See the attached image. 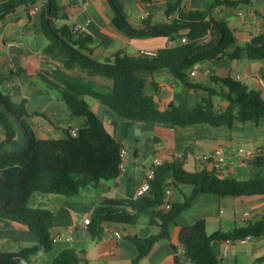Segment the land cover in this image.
I'll return each instance as SVG.
<instances>
[{
    "label": "crops",
    "instance_id": "obj_1",
    "mask_svg": "<svg viewBox=\"0 0 264 264\" xmlns=\"http://www.w3.org/2000/svg\"><path fill=\"white\" fill-rule=\"evenodd\" d=\"M4 1L7 0H0V3ZM121 1L129 22L136 29L144 30V18L147 17L152 18L153 25L166 24L168 3L178 0ZM211 1L183 0L182 5L186 9H203ZM47 2L35 0L21 4L4 18L0 17L1 68L4 72H18L14 75L17 77L15 80L2 83L0 89L3 86L2 91L8 94L11 93L7 92L10 87L18 89L21 99H27L29 110L38 112L32 121L39 137H59L62 135L59 134L61 129L80 127L86 123L87 118L78 116L76 119L61 90L50 87L38 74L40 69L51 70L67 60V56L60 51L45 52L48 38L43 31L42 15ZM58 5L61 8L58 13H49L52 23L59 27L68 24L73 28L82 24L80 31L89 32L94 37L90 53L99 60H106L120 50L137 55L143 50L159 51L169 46L168 37H131L121 31L113 22L116 12L109 0H58ZM209 17L227 21L234 31L236 43L230 45L220 57L197 63L189 71L188 81L221 89L222 84L215 82L214 76L245 79L250 89L259 91L263 96L264 59L249 58L243 47L253 36L264 33V0H250L237 6L220 5L213 9ZM9 41H16V44L10 46ZM237 47L243 48L240 56L229 58V53ZM72 71L84 75L87 73L79 65H75ZM138 73L147 79L145 92L155 96L161 109L169 108L172 102L180 103L181 99L187 105L194 106L208 95L204 88H195L177 80L168 67L153 70L143 68ZM89 77L98 83L112 84L105 77ZM152 81L157 82L158 87ZM57 91L61 95L53 93ZM38 93L44 98L50 96L52 105L32 108L30 100ZM86 99L90 108L104 121L105 127L107 123L112 125L109 133L127 146L126 170L116 178L83 188L74 196L33 192L29 197V205L49 208L55 214L52 228L54 245L48 251L31 254L28 264H52L59 253L67 248H74L79 253L80 260L73 264H131L138 254V247L132 237L148 236L160 230L159 226L149 223L148 215H142L133 224L112 222L113 229H119L120 235L105 230V223L103 234L97 236L92 230L93 222L86 224L84 219L89 215L92 217L94 209L106 197H137L146 171L154 164L156 157L171 160L182 153L185 166L191 171L215 167L221 177L264 178V166H256L251 162V157L238 154L240 148L257 151L264 147V118L259 122L237 121L233 126L208 122L172 125L156 120L123 119L95 97L87 95ZM215 100L220 108L230 103L220 95L215 96ZM60 109L62 114L58 113ZM60 115H66L68 122L64 123ZM15 125L17 136L3 147L2 152L21 150L27 145L24 129L16 120ZM4 139L5 128L0 121V142ZM219 148L223 149L220 155L215 153ZM218 162L221 163L220 167L217 166ZM168 186L171 187V193L166 199L172 202L183 201L185 194L193 190L191 184L176 185L170 182ZM201 218L207 220L208 231L211 233L229 232L236 227L247 226L264 218V193L228 197L212 192L197 194L191 205L171 224L170 236L160 238L139 264H175L176 254L183 250L180 231ZM38 241L39 237L26 226L0 218V250L20 251ZM213 247L221 264H264V234L258 237L252 235L246 242L239 239L218 241Z\"/></svg>",
    "mask_w": 264,
    "mask_h": 264
},
{
    "label": "trees",
    "instance_id": "obj_2",
    "mask_svg": "<svg viewBox=\"0 0 264 264\" xmlns=\"http://www.w3.org/2000/svg\"><path fill=\"white\" fill-rule=\"evenodd\" d=\"M32 2L35 0L1 2L0 17L4 18L21 4ZM109 2L116 12L114 24L131 37L164 36L179 41L187 36L189 40L162 48L156 55H133L120 50L106 60H99L90 53V45L94 42L91 33L76 31L68 24L59 27L52 23L49 13H58L61 8L58 0H48L42 15L43 31L48 38L45 52L60 51L67 56V60L51 70L40 69L38 74L50 87L61 90L73 115L84 116L87 121L79 127L77 135L63 128L64 134L59 137H39L32 121L38 112L29 110L26 98L16 102L10 94L0 89V121L5 128V139L0 142V218L21 223L39 237L37 244L20 251L0 250V264H28L31 254L53 248L55 214L49 208L30 206L29 197L33 192L74 196L83 188L116 178L123 172L120 152L125 144L108 132L104 121L90 108L87 95L95 97L123 119L156 120L172 125L208 122L233 126L237 121L259 122L264 118L262 94L237 79L214 76L215 82L222 84L221 89L188 81L189 71L197 63L220 57L230 45L236 43L234 31L227 21L209 17L213 9L220 5L237 6L250 0H212L203 9H186L182 5L183 0L170 2L166 16L176 13L173 21L153 25L152 18L147 17L144 18V30L136 29L129 22L121 0ZM209 35L211 38L203 42L202 39ZM243 48L249 58L264 59V33L253 36ZM243 48L237 47L228 57L238 58ZM75 65L85 70L86 75L73 72ZM158 67H168L177 80L195 88H204L208 95L194 106L187 105L180 98V103L172 102L169 108L161 109L155 96L145 92L147 79L138 73L143 68L153 70ZM17 73L14 70L4 72L0 64V85ZM89 76L105 77L112 84L98 83ZM152 84L158 87L157 82L152 81ZM217 95L228 99L229 105L220 108L215 100ZM15 120L25 131L27 145L21 150L2 152L3 147L17 136ZM251 162L264 166V147L255 151ZM170 182L176 185L191 184L193 190L185 194L183 201H173L167 207L166 188ZM151 184L149 191L137 197H106L93 211L92 230L97 236L103 234L105 223L133 224L142 215H148L149 223L159 226L158 233L132 237L138 254L131 264H139L160 238L170 236L171 224L191 205L197 194L212 192L228 197L264 193V178L221 177L215 167L191 171L186 168L183 156H175L158 165ZM263 234L264 218L247 226L236 227L233 231L212 233L208 231L207 220L201 218L180 231L183 250L176 254L175 264H187L185 256L193 260L191 264H221L213 247L215 242ZM78 260V251L67 248L59 253L52 264H73Z\"/></svg>",
    "mask_w": 264,
    "mask_h": 264
},
{
    "label": "built area",
    "instance_id": "obj_3",
    "mask_svg": "<svg viewBox=\"0 0 264 264\" xmlns=\"http://www.w3.org/2000/svg\"><path fill=\"white\" fill-rule=\"evenodd\" d=\"M177 14L176 13H173V14H170L169 16H167V23H171L173 21V19L175 18ZM82 24H77L74 28L76 31H80L82 30ZM210 39V36H205L202 41L203 42H207L208 40ZM189 39L187 38V36H183L181 37V39L179 41H176L174 39H171L169 38V46H174L178 43H183V42H187ZM14 44H16V41H9V45L10 46H13ZM158 51H155V50H143L141 53H145V54H149V55H156ZM262 85L264 86V81L262 82ZM69 132L72 134V135H77L78 132H79V127H75V126H70L69 128ZM216 154L220 155L223 153V149L222 148H219L216 150L215 152ZM255 151L252 150V149H245V148H240L239 151H238V154L241 156V157H252L254 155ZM121 157H122V162H121V169L122 171H125L126 170V164H125V157H126V154H127V146L124 145L122 148H121ZM178 156H183L182 153H179ZM165 161V159L163 157H156L155 158V162L154 164L149 168L147 169L146 171V174H145V177H144V182L141 186V188L139 189V194H144L146 193L147 191H149L151 189V180L155 177V173H156V167L158 165H161L163 164ZM221 163L218 162L217 163V166L220 167ZM171 193V187H167L166 188V196L169 195ZM171 202L169 199H167V203H166V206L167 207H170L171 206ZM91 215L85 217L84 219V222L86 224H89L91 222ZM105 230L107 231H111L113 232L115 235H120L121 232L119 229H113L112 225L110 222L106 223L105 224ZM252 235H247L246 237H243V238H240L239 240L240 241H243V242H246L249 238H251Z\"/></svg>",
    "mask_w": 264,
    "mask_h": 264
},
{
    "label": "rangeland",
    "instance_id": "obj_4",
    "mask_svg": "<svg viewBox=\"0 0 264 264\" xmlns=\"http://www.w3.org/2000/svg\"><path fill=\"white\" fill-rule=\"evenodd\" d=\"M17 77L16 76H14V77H12L10 80H15ZM239 81L240 82H242V83H246L247 81L245 80V79H239ZM6 85V84H5ZM42 85V84H41ZM34 86V85H33ZM2 90H4V88H3V86H2ZM7 92H11L10 94H11V97H12V99L14 100V101H16V102H20L22 99H21V96H20V94H19V90L17 89V90H15V88H12V87H10L9 88V91H7ZM33 92H35V90H33ZM50 93H52V91H49ZM53 93H55V94H58V95H61V94H59V92L57 91V92H53ZM263 97H264V93H263ZM90 99H93L92 97H89ZM52 99L50 98V96H49V98H44L43 96H41L40 95V93H38V94H35V95H33V97L31 98V100H30V104H31V107L32 108H39L41 105H46V104H48L49 106H51L52 105ZM54 107H56V104H54ZM107 107V106H106ZM108 108V107H107ZM62 109V108H61ZM60 109V110H61ZM109 109V108H108ZM110 110V109H109ZM59 114H62V110L61 111H59L58 112ZM61 117H59L60 119H62L63 118V120H64V123L66 122H68L67 120H69L68 119V117L66 116V115H60ZM38 118H41V117H38ZM75 118L76 119H78L79 117L78 116H75ZM42 119V118H41ZM22 127V126H21ZM106 129L108 130V132H111L112 131V125H110L109 123H107L106 124ZM59 134H64V131L61 129V131L59 132Z\"/></svg>",
    "mask_w": 264,
    "mask_h": 264
},
{
    "label": "water",
    "instance_id": "obj_5",
    "mask_svg": "<svg viewBox=\"0 0 264 264\" xmlns=\"http://www.w3.org/2000/svg\"><path fill=\"white\" fill-rule=\"evenodd\" d=\"M184 259L187 262V264H191V262L193 261L188 256H185Z\"/></svg>",
    "mask_w": 264,
    "mask_h": 264
}]
</instances>
